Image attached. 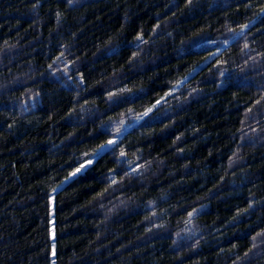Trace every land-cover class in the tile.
Wrapping results in <instances>:
<instances>
[{"label": "trees", "instance_id": "trees-1", "mask_svg": "<svg viewBox=\"0 0 264 264\" xmlns=\"http://www.w3.org/2000/svg\"><path fill=\"white\" fill-rule=\"evenodd\" d=\"M0 264H264V0H0Z\"/></svg>", "mask_w": 264, "mask_h": 264}, {"label": "rangeland", "instance_id": "rangeland-1", "mask_svg": "<svg viewBox=\"0 0 264 264\" xmlns=\"http://www.w3.org/2000/svg\"><path fill=\"white\" fill-rule=\"evenodd\" d=\"M116 141V140H115ZM113 145L107 143L105 145H103L102 147L99 148L97 154H102L103 152H105L107 149H109L110 147H112ZM92 164V161L88 162L87 164H85L84 166H82L80 169H78L76 172H74L71 177L69 179H67L66 181H64L61 186L65 185L68 181H70L71 179H73L74 177H76L78 174L83 173L90 165ZM60 186V187H61Z\"/></svg>", "mask_w": 264, "mask_h": 264}, {"label": "snow or ice", "instance_id": "snow-or-ice-1", "mask_svg": "<svg viewBox=\"0 0 264 264\" xmlns=\"http://www.w3.org/2000/svg\"><path fill=\"white\" fill-rule=\"evenodd\" d=\"M243 27L247 28V25H244ZM241 32H243V28L241 29ZM117 131H119V129H117ZM108 143L111 144V145H115L116 141L115 140H110Z\"/></svg>", "mask_w": 264, "mask_h": 264}]
</instances>
